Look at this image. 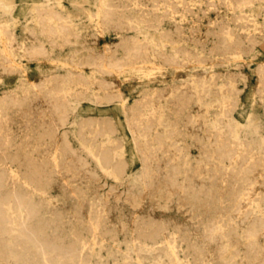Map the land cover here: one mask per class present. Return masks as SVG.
Segmentation results:
<instances>
[{"label": "rangeland", "instance_id": "374dc122", "mask_svg": "<svg viewBox=\"0 0 264 264\" xmlns=\"http://www.w3.org/2000/svg\"><path fill=\"white\" fill-rule=\"evenodd\" d=\"M4 1L0 264H264V0Z\"/></svg>", "mask_w": 264, "mask_h": 264}, {"label": "bare ground", "instance_id": "6f19581e", "mask_svg": "<svg viewBox=\"0 0 264 264\" xmlns=\"http://www.w3.org/2000/svg\"><path fill=\"white\" fill-rule=\"evenodd\" d=\"M136 2V1H135ZM228 2V1H227ZM0 3H1V5H2V7H5L6 5H7V3L4 1V0H0ZM103 3V2H102ZM170 3V2H169ZM230 3V2H229ZM250 3V2H249ZM37 4V3H36ZM106 4L107 3H105V7H106ZM188 4V3H187ZM209 4V3H208ZM81 5V4H80ZM207 5V4H206ZM40 6V5H39ZM132 6H133V3H132ZM231 6V5H230ZM182 8V7H181ZM180 8V9H181ZM187 8V7H186ZM14 9V8H13ZM12 9V10H13ZM97 10H98V8H97ZM76 11V10H75ZM167 11V10H166ZM77 12V11H76ZM76 12H74L75 14H76ZM102 12H104L103 11V5H100V8H99V10H98V13H97V16H98V19H99V21H101V19H103V17H102ZM173 12V11H172ZM172 12H171V14H172ZM79 13V12H78ZM77 13V14H78ZM86 13V12H85ZM84 13V14H85ZM105 13V12H104ZM146 13H148L147 11H146ZM188 13V12H187ZM95 14V13H94ZM241 15V14H240ZM36 16H37V14H36ZM54 16H57V15H54ZM73 16V15H72ZM95 16V15H94ZM37 17H39V16H37ZM49 17V16H48ZM62 17V16H61ZM71 17V16H70ZM57 18V17H56ZM118 18V17H117ZM51 19H53L52 18V16H50L47 20H51ZM120 19V18H119ZM58 20V19H57ZM62 20V19H61ZM64 20H66V19H64ZM68 22H70L69 20H68ZM103 22H106V21H103ZM47 23V22H46ZM45 23V24H46ZM120 23V22H119ZM43 24V23H42ZM64 24V23H63ZM62 24V26H65V25H63ZM104 24V23H103ZM88 25V24H87ZM86 25V26H87ZM209 25V24H208ZM51 26V25H50ZM59 26H60V24H59ZM85 26V25H84ZM100 26V25H99ZM98 26V27H99ZM113 26V25H112ZM211 26V25H210ZM2 27V26H1ZM0 27V42H2L3 41V37L5 36V31L2 29ZM37 27H38V25H37ZM69 27V26H68ZM110 27V26H109ZM123 27V26H122ZM208 27V26H207ZM24 29H25V27H23ZM48 28H51V27H48ZM60 28H62V27H60ZM100 28H101V26H100ZM7 29V28H6ZM5 29V30H6ZM22 29V28H21ZM43 29H45V28H43ZM47 29V28H46ZM72 29V28H71ZM8 30H9V28H8ZM31 30V29H30ZM40 30V29H39ZM50 30V29H49ZM53 29H51V31H52ZM69 30V29H68ZM208 30V29H207ZM25 31V30H24ZM72 31V30H71ZM181 31V30H180ZM209 31V30H208ZM22 32H23V30H22ZM29 32V31H28ZM50 32V31H49ZM97 32V31H96ZM215 32V31H214ZM12 33V32H11ZM223 33V32H222ZM73 34V33H72ZM91 34V33H90ZM101 34V33H100ZM228 34V33H227ZM12 35V34H11ZM55 34H53V36H54ZM92 35V34H91ZM190 35V34H189ZM7 36V35H6ZM51 37H52V35H50ZM57 36V35H56ZM68 36H69V33H68ZM67 36V37H68ZM93 36V35H92ZM226 36V35H225ZM16 37V36H15ZM215 37V36H214ZM226 37H229V35L228 36H226ZM6 38V37H5ZM11 38V37H10ZM213 38V37H212ZM57 39H58V37H57ZM56 39V40H57ZM217 39V38H216ZM229 39V38H228ZM12 40H14V38L12 39ZM30 40V39H29ZM53 40H54V38H53ZM60 40H62V38L60 39ZM76 40V39H75ZM239 40V39H238ZM33 41V40H32ZM55 41V40H54ZM66 41V40H65ZM69 41V40H68ZM176 41V40H175ZM242 41V40H241ZM13 42V41H12ZM131 42V41H130ZM129 42V43H130ZM52 43V42H51ZM50 43V44H51ZM214 44H215V42H213ZM3 45H4V43H2ZM6 44V43H5ZM57 44H58V42H57ZM64 44V43H63ZM158 44V43H157ZM65 45V44H64ZM20 46H21V44H20ZM52 46H54V45H52ZM49 47V46H48ZM56 47V46H55ZM3 48V50H4V46L2 47ZM239 48V47H238ZM238 48H236V49H238ZM20 49H21V47H20ZM61 49V48H60ZM212 49H213V46H212ZM45 50V49H44ZM104 50V49H103ZM114 50V49H113ZM145 50V49H144ZM214 50V49H213ZM228 50V49H227ZM6 51V50H5ZM51 51V50H50ZM115 51V50H114ZM133 51V50H132ZM126 52V51H125ZM234 52V51H233ZM99 53V52H98ZM105 53V52H104ZM7 54H8V52H7ZM90 54V53H89ZM93 54V53H92ZM126 54V53H125ZM5 55V54H4ZM10 55H11V53H10ZM135 55V54H134ZM183 55V53L181 54V56ZM209 55V54H208ZM49 56V55H48ZM144 57H145V55H143ZM184 56H186V54L184 55ZM71 57V56H70ZM94 57V56H93ZM165 57V56H164ZM50 58V57H49ZM95 58V57H94ZM105 58V57H104ZM161 58H163V57H161ZM172 58V57H171ZM116 59V58H115ZM129 59V58H128ZM199 59V58H198ZM98 60H100V59H98ZM112 60V59H111ZM144 60V59H143ZM197 60V59H196ZM6 61H7V59H6ZM103 62H104V60H102ZM101 61V62H102ZM129 61V60H128ZM174 61V60H173ZM86 62V61H85ZM107 62V61H106ZM171 62V61H170ZM178 62V61H177ZM183 62V61H182ZM5 63V62H4ZM10 63H12L11 62V59H10ZM80 63V62H79ZM94 63L95 62H93L91 65H94ZM128 63V62H127ZM264 63V62H263ZM5 64H7V62L5 63ZM84 64H89V63H84ZM104 65H105V62L103 63ZM174 64V63H173ZM181 64V63H180ZM179 64V65H180ZM186 64V63H185ZM194 64H196V62H194ZM8 65V64H7ZM10 65H12V64H10ZM9 65V66H10ZM81 65H82V63H81ZM96 65V64H95ZM95 65H94V67H95ZM119 65V64H118ZM171 65V64H170ZM176 64H174L173 66H175ZM178 65V66H179ZM182 65V64H181ZM2 66H4V65H2ZM1 66V67H2ZM106 66V65H105ZM120 66V65H119ZM118 66V67H119ZM122 66V65H121ZM123 66H125V65H123ZM122 66V67H123ZM129 66V65H128ZM152 66H154V65H152ZM6 67V66H5ZM11 67V66H10ZM92 67V66H91ZM103 67V66H102ZM126 67V66H125ZM7 68V67H6ZM107 68V67H106ZM22 69V68H21ZM108 69V68H107ZM115 69H116V66H115ZM99 70H101V68L99 69ZM104 70V69H103ZM113 71V70H112ZM260 71V70H259ZM101 72V71H100ZM203 72V71H202ZM106 73V72H105ZM110 73V72H109ZM24 74V73H23ZM70 74V73H69ZM204 74L205 73H203V75H201V76H204ZM57 75H59V74H57ZM71 75V74H70ZM50 76V75H49ZM56 76V75H55ZM195 76V75H194ZM46 77V76H45ZM48 77V76H47ZM46 77V78H47ZM52 77H54V75H52ZM84 77V76H83ZM42 78V77H41ZM55 78H57V76L55 77ZM26 79V78H25ZM44 79V78H43ZM51 79H53V78H51ZM27 80V79H26ZM42 80V79H41ZM55 80V79H54ZM67 80V79H66ZM46 81V80H45ZM97 81V80H96ZM54 82V81H53ZM52 82V83H53ZM102 82V81H101ZM115 82H116V80H115ZM37 83V82H36ZM117 83V82H116ZM119 83V82H118ZM30 84H33L32 82L30 83ZM95 84V83H94ZM38 85V84H37ZM54 85V84H53ZM58 85H59V82H58ZM181 85V84H180ZM216 85V84H215ZM39 86V90L42 88H40V86L41 85H38ZM43 86V85H42ZM118 86V85H117ZM182 86V85H181ZM201 86H203V85H201ZM258 86V85H257ZM16 87H18V86H16ZM33 87H34V85H33ZM53 87V86H52ZM60 87V86H59ZM105 87V86H104ZM185 87H187V86H185ZM189 88V87H188ZM62 89V88H61ZM99 89V88H98ZM167 89V88H166ZM174 89V88H173ZM184 89H186L187 90V88H184ZM184 89H183V91H184ZM118 90H119V88H118ZM34 91H36V90H32V92H34ZM52 90H48L47 91V94L48 95H51L52 94V92H51ZM87 91V90H86ZM104 91H106V90H104ZM120 91V90H119ZM166 91V90H165ZM174 91H176V90H174ZM187 91H190L191 92V90H187ZM230 91H231V89H230ZM29 92V91H28ZM41 92V91H40ZM45 92V91H44ZM173 92V91H172ZM4 93V95H5V93L6 92H3ZM8 93V92H7ZM6 93V94H7ZM34 93H36V92H34ZM46 93V92H45ZM120 93V92H119ZM180 93V92H179ZM182 93V92H181ZM188 93L189 92H187L186 94L188 95ZM25 94V93H24ZM23 94V95H24ZM26 94H27V92H26ZM44 94V93H43ZM56 94V93H55ZM67 94V93H66ZM104 94V93H103ZM169 94V93H168ZM183 94V93H182ZM185 94V95H186ZM38 95V94H37ZM54 95V94H53ZM58 95V94H57ZM162 96H163V94H161ZM2 96V95H1ZM12 96H14V95H12ZM17 96V95H16ZM27 96V95H26ZM32 96V95H31ZM72 96V95H71ZM119 96V95H118ZM164 96H165V94H164ZM163 96V97H164ZM189 96V95H188ZM25 97V96H24ZM33 97H37V96H32L31 98H33ZM150 97H152V96H150ZM161 97V96H160ZM22 98V97H21ZM38 98V97H37ZM120 98V100H121V97H119ZM173 98V97H172ZM187 99V98H186ZM19 100V99H18ZM25 100V99H24ZM23 100V101H24ZM36 100V99H35ZM38 100V99H37ZM65 100H67V99H65ZM181 100V99H180ZM31 101H33V100H31ZM47 101H48V97H39V108H40V110H41V112L42 113H44V115H46V116H48L49 118L48 119H50V121H51V123H52V125H53V127H54V129L56 130L57 129V127H58V125H59V119L58 118H56V113L55 112H52V111H50L49 109H48V107H49V105H48V103H47ZM50 101H52V100H50ZM56 101V100H55ZM60 100H58V102H59ZM95 101V100H94ZM148 101V100H147ZM38 102V101H37ZM62 102V101H61ZM67 102V101H66ZM89 102V101H88ZM54 103V102H53ZM60 103V102H59ZM97 103V102H96ZM100 103V102H99ZM35 103H33V105H34ZM69 104V103H68ZM67 104V105H68ZM185 104H187V103H185ZM222 104H223V102H222ZM36 105V104H35ZM51 105V104H50ZM156 105V104H155ZM188 105V104H187ZM52 106V105H51ZM230 106V105H229ZM30 107V106H29ZM154 109V108H153ZM1 110V109H0ZM17 111V110H16ZM130 111H131V109H130ZM151 111V110H150ZM35 112H37V111H35ZM144 112V111H143ZM155 113V112H154ZM159 113V112H158ZM22 114V113H21ZM30 114V113H29ZM2 115V114H1ZM37 116V115H36ZM38 117V116H37ZM142 117V116H141ZM144 117V116H143ZM39 118V117H38ZM94 118V117H93ZM159 118V117H158ZM17 119H18V117H17ZM17 119H16V121H17ZM24 119H25V116H24ZM41 119V118H40ZM43 119V118H42ZM42 119H41V121H42ZM100 119V118H99ZM102 119V118H101ZM2 120H3V118H2ZM82 120H83V118H82ZM93 120V119H92ZM35 121V120H34ZM50 121H48V122H50ZM87 121V120H86ZM186 121V120H185ZM37 122V121H36ZM110 122V121H109ZM133 122V121H132ZM135 122V121H134ZM191 122H192V119H191ZM89 123H91V121L89 122ZM110 123H112V122H110ZM3 124V123H2ZM2 124H1V127H2ZM22 124V123H21ZM138 124V123H137ZM145 124V123H144ZM143 125V124H142ZM176 125V124H175ZM204 126V125H203ZM134 127H135V125H134ZM178 127V126H177ZM176 127V128H177ZM187 127V126H186ZM128 128V127H127ZM141 128V127H140ZM134 129V128H133ZM151 129V128H150ZM156 129V128H155ZM25 130V129H24ZM149 130V129H148ZM137 131V130H136ZM151 131V130H150ZM197 131V130H196ZM1 132V131H0ZM130 134V133H129ZM133 134V133H132ZM180 134V133H179ZM231 135H232V133H231ZM131 136V135H130ZM153 136V135H152ZM182 136V135H181ZM134 138V137H133ZM183 138V137H182ZM7 140V139H6ZM49 140V139H48ZM229 142V141H228ZM101 143V142H100ZM1 144V143H0ZM16 144V143H15ZM14 144V145H15ZM101 145V144H100ZM187 145V144H186ZM1 147V146H0ZM5 147V146H4ZM56 147V146H55ZM7 148V147H6ZM10 148V147H9ZM175 148V147H174ZM2 149V148H1ZM13 149H14V146H13ZM141 149V148H140ZM143 149H145V148H143ZM233 149V148H232ZM17 150V149H16ZM99 150H101L100 148H99ZM182 150V149H181ZM187 150V149H186ZM3 151V150H2ZM5 152V151H4ZM141 152H143V151H141ZM236 152V151H235ZM172 153V152H171ZM12 155H13V153H11ZM11 155V156H12ZM154 155V154H153ZM164 155V154H163ZM2 155H0V157H1ZM144 156H145V154H144ZM5 157V156H4ZM9 158H10V156H8ZM14 157V156H13ZM3 158V157H2ZM14 158H17V157H14ZM13 158V159H14ZM146 158V157H145ZM149 158V157H148ZM155 158H156V156H155ZM158 158V157H157ZM176 158V157H175ZM232 158V157H231ZM231 158H230V160H231ZM235 158V157H234ZM4 159V158H3ZM8 159V158H7ZM152 159H153V156H152ZM6 160V159H5ZM4 160V161H5ZM16 160V159H15ZM229 160V161H230ZM56 161H57V153H54L53 154V162H55L56 163ZM144 161V160H143ZM146 161V160H145ZM144 161V162H145ZM185 161V160H184ZM31 162V161H30ZM34 162V161H33ZM143 162V163H144ZM186 162V161H185ZM35 163V162H34ZM227 163V162H226ZM233 163V162H232ZM6 164V163H5ZM11 164V163H10ZM8 165V164H7ZM232 165V164H231ZM57 167V166H56ZM55 167V168H56ZM72 167V166H71ZM167 167V166H166ZM183 167H185V166H183ZM19 168V167H18ZM38 168V167H37ZM140 168V167H139ZM168 168V167H167ZM146 169V168H145ZM16 170V169H15ZM57 170V169H56ZM8 171H9V173H10V177H11V180H12V185H14L15 184V181L17 180L16 179V175L14 174V172L10 169V168H8ZM7 171V172H8ZM161 171V170H160ZM184 171V170H183ZM59 172V171H58ZM165 172V171H164ZM142 173V172H141ZM161 173V172H160ZM172 173V172H171ZM226 173H228L227 171H226ZM17 174V173H16ZM60 174V173H59ZM143 174V173H142ZM159 174V173H158ZM261 174H263V173H261ZM183 175H184V172H183ZM183 177H185V176H183ZM18 178V177H17ZM145 178V177H144ZM161 178V177H160ZM5 179V178H4ZM39 179H40V177H39ZM62 179V178H61ZM184 179V178H183ZM8 180V179H7ZM6 180V181H7ZM10 180V179H9ZM32 180V179H31ZM198 180V179H197ZM5 181V182H6ZM20 181V180H19ZM195 181V180H194ZM258 181H260V180H258ZM64 182V181H63ZM142 182V181H141ZM145 182H146V179H145ZM163 182V181H162ZM197 182H199V181H197ZM210 182V181H209ZM30 183V182H29ZM64 183H66V182H64ZM157 183V182H156ZM159 183V182H158ZM142 184H143V182H142ZM147 184V182L145 183V185ZM222 184H223V182H222ZM8 185H10V184H8ZM67 185V184H66ZM68 187V186H67ZM143 187H144V185H143ZM192 187V186H191ZM100 188V187H99ZM183 188V187H182ZM181 188V189H182ZM143 189V188H142ZM144 189L146 190V188L144 187ZM148 189V188H147ZM152 189V188H151ZM168 189V188H167ZM34 190V189H33ZM37 191V190H36ZM108 191V190H107ZM8 192V191H7ZM143 192V191H142ZM222 192V191H221ZM13 193V192H12ZM117 193V192H116ZM119 193V192H118ZM146 193V192H145ZM153 193V192H152ZM166 194V193H165ZM180 194H182V192L180 193ZM117 196V195H116ZM115 196V197H116ZM181 196V195H180ZM6 197V196H5ZM13 197H14V195H13ZM16 197V196H15ZM14 197V198H15ZM114 197V198H115ZM118 197V196H117ZM116 197V198H117ZM182 197H183V195H182ZM17 198V197H16ZM113 198V199H114ZM112 199V200H113ZM222 199V198H221ZM19 200V199H18ZM78 200V199H77ZM148 200V199H147ZM15 202H16V200H15ZM19 202V201H18ZM21 202V201H20ZM183 202V201H182ZM19 204V203H18ZM21 204V203H20ZM81 204V203H80ZM183 204V203H182ZM221 204V203H220ZM19 206V205H18ZM115 207V206H114ZM19 208V207H18ZM23 208V207H22ZM83 210V209H82ZM84 211V210H83ZM180 211V210H179ZM25 212H26V210H25ZM163 212V211H162ZM177 212V211H176ZM183 212H184V210H183ZM182 212V213H183ZM21 213V212H20ZM21 215V214H20ZM87 217V216H86ZM21 219H22V217H21ZM161 221V220H160ZM90 222V221H89ZM14 223V222H13ZM216 223H217V221H216ZM91 224V223H90ZM23 225V224H22ZM25 225V224H24ZM92 225V224H91ZM33 226V225H32ZM93 226V225H92ZM163 226V225H162ZM24 227V226H23ZM94 228V227H93ZM92 228V229H93ZM96 232V231H95ZM18 233V232H17ZM93 236V235H92ZM99 236V235H98ZM149 236V235H148ZM212 237V236H211ZM101 239V238H100ZM90 241V240H89ZM133 241V240H132ZM133 243V242H132ZM86 244H87V242H86ZM40 248L43 250L44 249V243H40ZM169 246V245H168ZM173 246V245H172ZM169 249V248H168ZM170 250V249H169ZM172 250V249H171ZM44 251V250H43ZM43 254H45L44 252H43ZM42 254V255H43ZM9 256V255H8ZM136 256V255H135ZM9 258H10V256H9ZM44 258V257H43ZM46 261V260H45ZM137 262V261H136Z\"/></svg>", "mask_w": 264, "mask_h": 264}]
</instances>
